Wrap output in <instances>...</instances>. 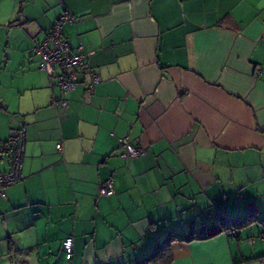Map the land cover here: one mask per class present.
<instances>
[{
	"label": "crops",
	"instance_id": "0c3cea01",
	"mask_svg": "<svg viewBox=\"0 0 264 264\" xmlns=\"http://www.w3.org/2000/svg\"><path fill=\"white\" fill-rule=\"evenodd\" d=\"M65 10L101 80L58 109L30 50ZM20 125L0 264H264V0H0V145Z\"/></svg>",
	"mask_w": 264,
	"mask_h": 264
},
{
	"label": "built area",
	"instance_id": "2783aa9c",
	"mask_svg": "<svg viewBox=\"0 0 264 264\" xmlns=\"http://www.w3.org/2000/svg\"><path fill=\"white\" fill-rule=\"evenodd\" d=\"M75 16L65 10L54 22L53 26L46 32L45 36L35 41L31 47V53L38 58V67L45 71L51 88L57 87L60 96L53 95L51 104L58 109L67 107L66 96L73 91L79 83L85 86V93L91 96L95 86L101 80L98 68L88 63L89 52L84 49L83 44L73 46L66 38L63 24L71 22ZM25 127L18 126L11 130L7 141L0 145V158L5 159L7 169L0 171V197L6 196L5 189L10 184L19 181L22 177L21 167L24 153ZM122 151L120 155L124 158H135L144 154V149L129 142L127 136L120 139ZM113 177H108L99 187L101 195L113 194ZM230 233H234L232 229ZM264 238V231L259 233ZM254 237L250 238V242ZM65 257H72V238L66 237L62 242Z\"/></svg>",
	"mask_w": 264,
	"mask_h": 264
},
{
	"label": "trees",
	"instance_id": "16d2710c",
	"mask_svg": "<svg viewBox=\"0 0 264 264\" xmlns=\"http://www.w3.org/2000/svg\"><path fill=\"white\" fill-rule=\"evenodd\" d=\"M255 220L256 219L254 217V213L249 214L248 217L239 218V219L222 218L220 221L219 230H221V231L223 230V231L227 232L228 234H230V231L233 229L234 233H235L237 228L242 227V226H246ZM156 258H161V254L158 256H157V254H153L150 259L155 260ZM162 260L169 262L171 260V256L168 255L166 258L163 257Z\"/></svg>",
	"mask_w": 264,
	"mask_h": 264
}]
</instances>
